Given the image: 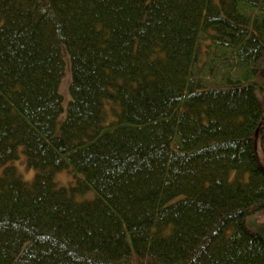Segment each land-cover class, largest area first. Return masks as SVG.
Returning a JSON list of instances; mask_svg holds the SVG:
<instances>
[{"label": "trees", "instance_id": "obj_1", "mask_svg": "<svg viewBox=\"0 0 264 264\" xmlns=\"http://www.w3.org/2000/svg\"><path fill=\"white\" fill-rule=\"evenodd\" d=\"M263 54L264 0H0V264H264Z\"/></svg>", "mask_w": 264, "mask_h": 264}, {"label": "rangeland", "instance_id": "obj_2", "mask_svg": "<svg viewBox=\"0 0 264 264\" xmlns=\"http://www.w3.org/2000/svg\"><path fill=\"white\" fill-rule=\"evenodd\" d=\"M220 1V0H215ZM65 60H66V67H65V73L62 78L61 84H60V93L63 96V111L60 114L58 118V127L60 123L64 120L66 117V111L68 107V103L71 99L70 93H69V84L71 82V73H70V60L69 56L64 52ZM261 69L257 76V88L256 92L259 96L260 100L262 101L263 106V122L260 124L259 129L256 133L255 141H256V147H257V154L259 157V160L261 164L264 166V54L261 59ZM14 166L17 169V172L22 176L23 179H25L28 182H31L34 179V176L36 174V169L33 167L27 166V163L25 162L23 154L20 152V157L15 160ZM2 173V169H0V174ZM67 174L66 171H61L56 174L55 180L56 182L60 184H64L67 182ZM89 196H93V194L90 192ZM246 224L247 226L260 234L264 236V208L257 209L253 211L250 215L246 217Z\"/></svg>", "mask_w": 264, "mask_h": 264}]
</instances>
